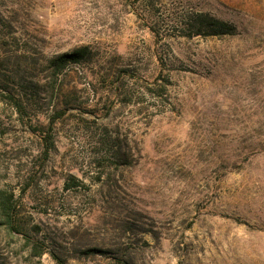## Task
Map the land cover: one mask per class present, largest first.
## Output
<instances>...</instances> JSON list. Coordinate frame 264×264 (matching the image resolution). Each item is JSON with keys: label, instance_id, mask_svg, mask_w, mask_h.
<instances>
[{"label": "rangeland", "instance_id": "rangeland-1", "mask_svg": "<svg viewBox=\"0 0 264 264\" xmlns=\"http://www.w3.org/2000/svg\"><path fill=\"white\" fill-rule=\"evenodd\" d=\"M0 190V264H264V0H0Z\"/></svg>", "mask_w": 264, "mask_h": 264}, {"label": "trees", "instance_id": "trees-1", "mask_svg": "<svg viewBox=\"0 0 264 264\" xmlns=\"http://www.w3.org/2000/svg\"><path fill=\"white\" fill-rule=\"evenodd\" d=\"M198 17H204L203 15H199ZM205 19V22H204ZM203 24L205 23L206 26H214L216 27V29H214V32L217 33H229V29L228 26L226 25V23L219 21L218 19L212 18L208 15H206L202 21H200ZM225 28V29H223ZM200 30V29H199ZM87 47L83 46V47H79L77 49H75L72 52H66V53H62L60 55H58L56 57V59L61 63H69V62H77L82 56H84L85 52L87 51ZM48 148L46 146L45 148V152H47ZM10 198L7 197L6 195H4V193L2 192V190H0V219L5 221L6 223L11 222V217H10Z\"/></svg>", "mask_w": 264, "mask_h": 264}]
</instances>
